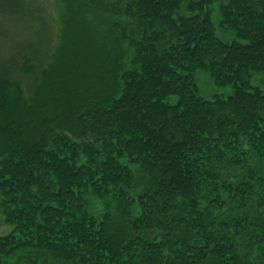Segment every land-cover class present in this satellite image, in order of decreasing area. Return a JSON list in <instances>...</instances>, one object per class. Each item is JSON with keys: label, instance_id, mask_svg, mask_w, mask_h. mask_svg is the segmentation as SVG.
<instances>
[{"label": "trees", "instance_id": "trees-1", "mask_svg": "<svg viewBox=\"0 0 264 264\" xmlns=\"http://www.w3.org/2000/svg\"><path fill=\"white\" fill-rule=\"evenodd\" d=\"M51 1L0 0V264H264V0Z\"/></svg>", "mask_w": 264, "mask_h": 264}, {"label": "rangeland", "instance_id": "rangeland-1", "mask_svg": "<svg viewBox=\"0 0 264 264\" xmlns=\"http://www.w3.org/2000/svg\"><path fill=\"white\" fill-rule=\"evenodd\" d=\"M51 0H47V4L51 11L53 5ZM41 19L34 20H18L8 16H0V57L7 55L15 45L29 39L40 41L47 34L46 15L41 12ZM196 83L199 87V93L202 97L208 98L212 94H227L229 89L215 87L210 79L203 73L197 74ZM11 226L7 225L2 218L0 212V235L9 232Z\"/></svg>", "mask_w": 264, "mask_h": 264}]
</instances>
